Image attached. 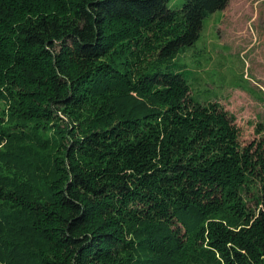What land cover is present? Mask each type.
I'll list each match as a JSON object with an SVG mask.
<instances>
[{"label": "trees", "instance_id": "obj_1", "mask_svg": "<svg viewBox=\"0 0 264 264\" xmlns=\"http://www.w3.org/2000/svg\"><path fill=\"white\" fill-rule=\"evenodd\" d=\"M229 0H0V264H264V137L178 53Z\"/></svg>", "mask_w": 264, "mask_h": 264}, {"label": "rangeland", "instance_id": "obj_2", "mask_svg": "<svg viewBox=\"0 0 264 264\" xmlns=\"http://www.w3.org/2000/svg\"><path fill=\"white\" fill-rule=\"evenodd\" d=\"M177 56L191 94L235 115L240 146L264 137V0H229L203 19L199 38Z\"/></svg>", "mask_w": 264, "mask_h": 264}]
</instances>
